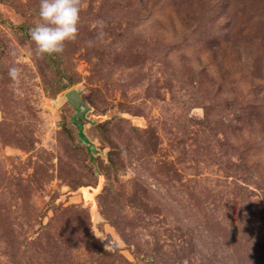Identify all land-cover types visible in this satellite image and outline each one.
Returning <instances> with one entry per match:
<instances>
[{"label": "rangeland", "instance_id": "obj_1", "mask_svg": "<svg viewBox=\"0 0 264 264\" xmlns=\"http://www.w3.org/2000/svg\"><path fill=\"white\" fill-rule=\"evenodd\" d=\"M38 7L0 0V264H264V0H82L49 57Z\"/></svg>", "mask_w": 264, "mask_h": 264}, {"label": "clouds", "instance_id": "obj_2", "mask_svg": "<svg viewBox=\"0 0 264 264\" xmlns=\"http://www.w3.org/2000/svg\"><path fill=\"white\" fill-rule=\"evenodd\" d=\"M81 11L82 0H39L38 20L29 32L38 57L64 53L66 44L78 36ZM21 72L17 66L9 68L8 76L14 85L20 84Z\"/></svg>", "mask_w": 264, "mask_h": 264}, {"label": "water", "instance_id": "obj_3", "mask_svg": "<svg viewBox=\"0 0 264 264\" xmlns=\"http://www.w3.org/2000/svg\"><path fill=\"white\" fill-rule=\"evenodd\" d=\"M63 97L76 111L75 115L72 117V123L77 125L79 128L80 139L84 143H87L85 137L82 134V124L80 123V120L84 119V116L88 111V105L82 98V93L77 89H70L64 93Z\"/></svg>", "mask_w": 264, "mask_h": 264}]
</instances>
